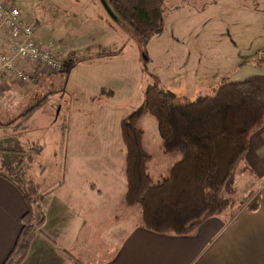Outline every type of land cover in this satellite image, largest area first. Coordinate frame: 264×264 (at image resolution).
I'll return each mask as SVG.
<instances>
[{
  "label": "crops",
  "instance_id": "0c3cea01",
  "mask_svg": "<svg viewBox=\"0 0 264 264\" xmlns=\"http://www.w3.org/2000/svg\"><path fill=\"white\" fill-rule=\"evenodd\" d=\"M249 1L196 0L172 10L189 16L188 20L181 17L180 23L189 25L195 42L209 44L212 34L221 35L228 28L242 38H262L264 46V0L259 5H254L257 0ZM14 38L7 28H0V49L17 68L36 75L29 88L34 92V85L45 83L42 76L48 73L14 53ZM238 43L218 44L215 49L206 46L201 56L206 64L211 62L212 69L203 68L205 85L200 84L204 88L196 99L216 91L223 82L264 74V58L257 52L262 47L254 42L248 47ZM116 52L76 63L67 71L61 89L59 84L60 94L48 95L27 115L23 114L28 109L11 119L15 103L34 93L21 94L16 86L26 85L0 66V264L13 248L28 210L20 179L40 186L44 213L21 264H264V125L252 134L236 173L238 193L243 184L240 196L259 190L254 208L228 207L187 235L155 233L145 227L140 207L125 202L127 150L121 122L126 115L119 111L120 101L131 93L132 79L126 71L124 78L118 77L121 70L109 65V60L122 55ZM80 66L86 70L84 79L71 76ZM67 85L88 98L74 96L72 102L74 97H70L68 106L64 100ZM87 104L89 110L83 113L90 118L84 121L80 110ZM94 108L100 112L96 120L90 114L97 113L91 111ZM149 116L143 117L154 129ZM84 125L92 126V133L84 132ZM157 129L158 143L165 152ZM142 142L145 149L144 137ZM165 155L169 158L161 161L151 155L148 169L153 181L161 180L181 158L175 153Z\"/></svg>",
  "mask_w": 264,
  "mask_h": 264
},
{
  "label": "trees",
  "instance_id": "16d2710c",
  "mask_svg": "<svg viewBox=\"0 0 264 264\" xmlns=\"http://www.w3.org/2000/svg\"><path fill=\"white\" fill-rule=\"evenodd\" d=\"M104 3L106 11L117 22L133 28L143 42L162 31L165 0ZM116 53L101 51L81 58L93 62ZM67 55L71 59L76 53ZM45 99L36 101L23 115ZM175 99L174 93L159 84H149L142 104L121 122L127 150L125 202L140 207L147 229L187 235L232 203L231 197L237 192V170L245 160L252 134L264 125V74L223 82L212 95L194 101L177 103ZM145 115L156 120L165 152L181 155L159 181H153L149 174L151 155L143 147V131L138 126ZM22 194L28 205L22 216L24 225L2 264H21L36 236V227L43 223L42 208L39 217L35 212L39 209L36 198L40 186L29 181Z\"/></svg>",
  "mask_w": 264,
  "mask_h": 264
},
{
  "label": "rangeland",
  "instance_id": "374dc122",
  "mask_svg": "<svg viewBox=\"0 0 264 264\" xmlns=\"http://www.w3.org/2000/svg\"><path fill=\"white\" fill-rule=\"evenodd\" d=\"M195 1L196 0H165L164 25L162 31L153 35L148 42H143L139 39L133 28H129L121 22H117L106 11L101 0H8V3L21 7L24 11L25 19L33 23L37 41L43 46L53 43L52 45L62 58V67L55 73H48L46 76H42L45 79V83L34 85V92H32V89H29L31 83L34 84V82L22 84L26 85V87L16 86L21 94H34H32L33 96L31 98L21 99L17 102L15 100L16 111L12 112L9 118L15 117L18 112L29 110L36 101L43 99L44 95V98H46L45 100H47V97H49L48 95L51 96L55 93L60 94L59 84L62 83L61 89L70 67L78 63V61L84 60L81 58V55L90 57L88 55H94L101 51H120L122 55L116 58L113 57V59L109 60V65L115 66L118 70H121L122 73H119L118 77L121 75L124 78L126 71V75L131 76L132 79L131 93L127 95L126 100L120 101L123 102V105L119 112L124 116H127L142 104L146 87L153 83L159 84L165 91L174 93L177 103L195 100L199 92L204 88L201 87L200 84L205 85L206 79L203 74V68L207 66L212 69L211 62L206 64L204 58L201 56L206 46L215 49L218 44L225 45L238 41L240 42L238 43L240 46L243 45L244 47H248L254 42L258 47H262L257 52L260 57L264 58L262 38H242V36L232 33V30L228 28H226L221 35L218 33L212 34L209 39V44H202L199 42V39L195 42L196 38L190 35L189 31H191V29L189 25L180 23L181 17H184V20H188L189 16L186 13L181 15L176 14L177 9L172 10L177 6L182 7L189 3L192 5L191 3ZM249 2L253 3V0ZM259 4V0L254 2V5ZM187 7H191L190 9H192L193 6H186L185 8ZM250 22L255 26L253 20L250 19ZM252 29L256 28L252 27ZM55 34H57L56 40L50 41L49 38H51V36L54 38ZM69 52L76 53V56L72 55L70 59L67 55ZM190 52H192V56L189 55ZM251 74L253 73L248 75ZM71 76L84 79L87 76L86 70L85 68L83 69V66H80L79 69L73 71ZM82 86L85 88V85L82 84ZM206 86L209 87V85ZM208 87L207 90L209 89ZM195 89L197 92L194 95L193 91ZM28 90H30L29 93H27ZM63 92L64 91L61 93ZM214 92V90H211L209 95H212ZM64 93V100L70 107L71 103L76 100L74 96H80V98L84 97V99L88 98L87 94L71 85L66 86ZM70 97H74L72 102H70ZM82 108L80 113L82 114L83 120L86 121L90 118L88 115L89 113H83V111L89 110L88 104L84 105ZM91 111L97 112L90 113L91 116H96L94 119L96 120L97 116H100L99 110L94 108ZM146 118L147 117H142L138 124L139 128L143 131L145 149L156 160L161 161L169 158L165 155L167 153L163 151L160 143H158L156 136L158 127L155 119L150 116L148 117L151 122H153L154 129H152V126H150L151 123L148 122ZM99 119L100 118H98V120ZM110 121H113L112 116ZM11 123L12 121L7 124L10 125ZM83 128L86 129L84 132L92 133V126L84 125L82 126V129ZM76 131L82 132L79 131V129ZM159 140V142H162L161 137H159ZM175 154L179 156V158L181 157L179 154ZM24 180L25 179H20L22 188L28 185V182ZM242 190L243 184L239 185V192L241 193ZM258 191L259 190H254L248 197H242L240 193L237 192L236 195L231 197L232 203L229 207H236L239 209L242 208L243 205H247L248 207L250 205L253 206L257 200L255 195ZM36 199L38 200L39 209H35V212L39 217L38 213H40L42 208V195H39Z\"/></svg>",
  "mask_w": 264,
  "mask_h": 264
},
{
  "label": "built area",
  "instance_id": "2783aa9c",
  "mask_svg": "<svg viewBox=\"0 0 264 264\" xmlns=\"http://www.w3.org/2000/svg\"><path fill=\"white\" fill-rule=\"evenodd\" d=\"M0 28H7L15 37L14 53L46 73H55L62 67V58L53 45L43 46L35 37L34 25L25 19L21 7L0 0ZM0 66L8 70L15 80L27 84L35 82L36 75L12 64L10 56L0 49ZM1 83V79H0Z\"/></svg>",
  "mask_w": 264,
  "mask_h": 264
},
{
  "label": "water",
  "instance_id": "95a60500",
  "mask_svg": "<svg viewBox=\"0 0 264 264\" xmlns=\"http://www.w3.org/2000/svg\"><path fill=\"white\" fill-rule=\"evenodd\" d=\"M102 4L104 5L105 9L108 10V7L106 6V4L104 3V0H101Z\"/></svg>",
  "mask_w": 264,
  "mask_h": 264
}]
</instances>
